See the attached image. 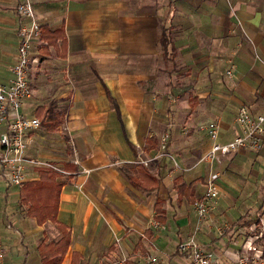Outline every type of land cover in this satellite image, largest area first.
<instances>
[{"label": "crops", "instance_id": "crops-1", "mask_svg": "<svg viewBox=\"0 0 264 264\" xmlns=\"http://www.w3.org/2000/svg\"><path fill=\"white\" fill-rule=\"evenodd\" d=\"M20 1L0 0V84L12 79ZM31 2L40 26L62 28L66 40L64 50L35 41L28 67L32 93L21 106L28 117L52 101L66 109L56 129L41 125L28 132L25 150L28 159L63 170L57 171L64 181L57 218L70 228L71 240L62 264H72L73 251L83 264H146V256L156 259L153 264H192L177 245L193 232L211 264H235L251 244L264 264V212L255 217L264 203L257 192L264 186V132L257 156L239 148L211 163L219 193L204 223L188 203L190 192L179 195L177 189L194 181L192 196L204 191L207 175L194 173L206 144L198 131L202 120L213 118L217 141L225 143L240 133V105L264 114V0ZM162 30L169 39L167 61ZM222 59L236 74L230 77L226 69L231 80L217 72ZM178 122L188 123L191 133ZM165 132L167 155L159 156V145L146 150L147 139L159 141ZM180 139L187 141L178 146ZM137 164L158 179L155 187ZM39 169L46 168L26 163L25 180L37 178ZM19 187L0 168V244L6 249L0 264H40L36 247L48 236L47 223L38 226L20 210ZM157 199L163 221L156 219ZM53 236L48 239L58 238Z\"/></svg>", "mask_w": 264, "mask_h": 264}, {"label": "built area", "instance_id": "built-area-1", "mask_svg": "<svg viewBox=\"0 0 264 264\" xmlns=\"http://www.w3.org/2000/svg\"><path fill=\"white\" fill-rule=\"evenodd\" d=\"M21 23L18 30L17 58L10 67L12 79L8 84H0V168H4L10 183L21 185L25 180L26 163H32L46 169L63 172L55 164L28 159L25 155L28 132L41 126L35 116H24L21 113L22 102L31 96L32 90L28 82V67L31 62V49L34 40L39 39L40 24L35 18L31 0H21L16 6ZM226 73L229 75L230 71ZM13 113L12 115H10ZM235 122L240 127V133L231 140L221 143L217 141L219 126L217 122L207 125V134L212 140L202 159L212 163L219 156H225L236 149L245 148L257 151L262 144L264 132V114H252L245 105H240L235 114ZM169 134H161L159 139V156L167 155ZM219 174L212 172L204 182V191L194 203L197 222L200 224L208 220L209 212L213 209L218 197ZM156 227L159 222H154ZM197 230V227H196ZM177 250L187 254L192 264H211L210 254L204 250L196 240V233L187 235L177 245ZM259 248L251 244L240 252L235 264H259ZM6 249L0 244V261L4 259ZM156 259L146 256V264H153Z\"/></svg>", "mask_w": 264, "mask_h": 264}, {"label": "trees", "instance_id": "trees-1", "mask_svg": "<svg viewBox=\"0 0 264 264\" xmlns=\"http://www.w3.org/2000/svg\"><path fill=\"white\" fill-rule=\"evenodd\" d=\"M39 38L43 42V49H47L49 46H58V48L64 50L66 46L62 28L50 30L46 25H41ZM160 44L163 59L167 61L169 55V39L165 30H162ZM191 108L193 109L194 106ZM65 115L66 109L63 106L58 107L56 102L53 101L49 102L45 107L41 106L36 109V116L40 120L41 125L50 130L56 129L57 126L62 124ZM146 144V150H149L157 148L159 141L156 138H149L146 140ZM135 167L138 169L139 173H141L142 178L146 181H151L153 183L152 187L156 186L158 182L156 177L145 170L141 164H137ZM128 178L130 181L133 179L131 177ZM134 183L144 189H150L149 185L137 184V182ZM193 183L194 181H191L188 184L182 183L177 186L179 195L190 192L189 204H194L197 200L191 193ZM63 185L64 181L60 180V174L57 171L39 169L37 178L25 180L19 187V204L23 207L25 215L34 219L38 226H42L48 222L52 223L59 233L57 239L49 240L48 236L44 233L43 237L39 240L36 250L40 259V264H62L63 257L67 253L70 245L71 230L57 218L59 198ZM162 203L161 200L157 199L154 204V210L157 212L156 219L158 221H163L165 217V210ZM260 247L261 257L264 258V240L260 242ZM72 264H83L81 262L80 252H72Z\"/></svg>", "mask_w": 264, "mask_h": 264}, {"label": "rangeland", "instance_id": "rangeland-1", "mask_svg": "<svg viewBox=\"0 0 264 264\" xmlns=\"http://www.w3.org/2000/svg\"><path fill=\"white\" fill-rule=\"evenodd\" d=\"M35 41L36 40H34L33 44L35 43ZM218 62L220 63L219 66H218V68H217V72L219 73V76L222 77V78H224V79L231 80L230 77H232L233 76V73H234V71L232 70V66L230 67L229 64L226 63V60L225 59L219 60ZM226 69H231V73L232 74H231L230 77H228L226 75ZM235 75L236 74L234 73V77H235ZM243 101H246V100H243ZM178 111H180V109H178ZM27 114H31V111L27 110ZM178 114H180V112ZM212 119L213 118H205L204 120L201 121V123L198 124V131L200 133L199 136L203 139L202 142H205L206 143V144H203V146L201 147L202 154H199V156L203 155V153H205V151H207V149L209 148L210 141H209V136L207 134V129L206 128H207V125L210 122H213L214 121ZM178 125L181 126L182 132L185 131L186 135H189L191 133V127L188 126V123L185 124V123H179L178 122ZM186 125L188 127H186ZM185 141H187V140L180 139L178 141V146L180 144H183ZM254 153H255V156L258 155V152L255 151ZM260 160H264V157L261 158ZM246 164L249 165V166H251V164L249 162H246ZM243 169H244V167L241 168V171ZM236 170L239 171V169H236ZM213 171H216V170L211 169V163L210 162H206V161H204L202 159L198 161V164L196 165V167L194 169V173H196V175L204 174V175H207L208 176ZM257 192L261 193L263 195V198H264V186L260 190L257 189ZM218 193H219V190H218ZM252 194L254 196L255 192L251 191L250 192V195H252ZM19 206H20V210L23 211V207L21 205H19ZM260 212H264V203L263 202H261L259 208H257L255 210V214H256L255 217H257L260 214ZM194 220L196 221V217L195 216H194ZM204 222H201V223H204ZM225 226L226 225H223V226L219 227L222 234L224 233V231H227ZM45 229L48 232V237H55V236H53L55 234L56 235H59L57 229L55 228V226L52 223H47L45 225ZM199 245L202 247V244H199ZM183 256L188 257L187 254H183ZM158 260L159 259H157V262H158ZM156 264H159V263H156Z\"/></svg>", "mask_w": 264, "mask_h": 264}]
</instances>
